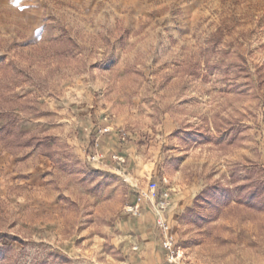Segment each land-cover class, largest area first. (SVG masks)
I'll list each match as a JSON object with an SVG mask.
<instances>
[{
    "label": "rangeland",
    "instance_id": "1",
    "mask_svg": "<svg viewBox=\"0 0 264 264\" xmlns=\"http://www.w3.org/2000/svg\"><path fill=\"white\" fill-rule=\"evenodd\" d=\"M4 64L0 264H264V0H0Z\"/></svg>",
    "mask_w": 264,
    "mask_h": 264
},
{
    "label": "built area",
    "instance_id": "2",
    "mask_svg": "<svg viewBox=\"0 0 264 264\" xmlns=\"http://www.w3.org/2000/svg\"><path fill=\"white\" fill-rule=\"evenodd\" d=\"M159 190H161V188L159 187V183L158 182H156V181L150 182V184H149V194H150L151 198L153 199L154 203H156V202L158 203L157 206H158L159 209H166L169 206V204H170V194L168 192L164 191V190L161 191V193H160ZM145 196H147V194ZM126 209H127V212L132 213L133 216H135V217L141 215V211L142 210L140 209V205L138 203L132 204V205L129 204L126 207ZM157 224L160 226V228L162 229L163 232L167 231L168 226H167V224L165 222L158 221ZM165 240H166L165 248L167 250H169L170 253H171L169 261L173 262V259L175 258L174 253L176 252L173 249L174 248L173 241H172V239H167V237L165 238ZM180 256H181V252L178 249V251L176 253V258H178Z\"/></svg>",
    "mask_w": 264,
    "mask_h": 264
},
{
    "label": "trees",
    "instance_id": "3",
    "mask_svg": "<svg viewBox=\"0 0 264 264\" xmlns=\"http://www.w3.org/2000/svg\"><path fill=\"white\" fill-rule=\"evenodd\" d=\"M217 35L218 34H214L211 38H210V44H217L216 43V38H217ZM6 67V65L4 64V65H2V66H0V69H4ZM231 70H236V75L238 74V72L239 71H237L238 69H236L235 68V64L233 63L232 64V69ZM244 70V69H243ZM2 88H3V86H1L0 85V120H2L3 118H4V116H5V112H6V103H4L3 101H2V99H3V94H2ZM16 130V129H15ZM15 130H11V128L10 127H6V126H0V138H1V136H4L6 133H11V134H13V139H12V141L14 142V144L15 145H20V143H21V140H22V138H21V134H19L18 132H16ZM248 186H249V184H247V185H245V188H244V190H248Z\"/></svg>",
    "mask_w": 264,
    "mask_h": 264
}]
</instances>
